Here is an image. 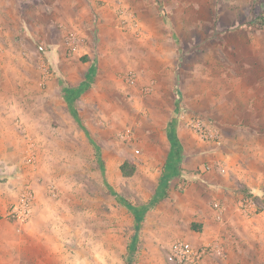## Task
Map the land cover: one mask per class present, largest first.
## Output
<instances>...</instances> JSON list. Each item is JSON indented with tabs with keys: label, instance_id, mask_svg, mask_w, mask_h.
<instances>
[{
	"label": "rangeland",
	"instance_id": "1",
	"mask_svg": "<svg viewBox=\"0 0 264 264\" xmlns=\"http://www.w3.org/2000/svg\"><path fill=\"white\" fill-rule=\"evenodd\" d=\"M216 162L217 234L188 202ZM0 182L8 221L35 193L12 264H264V0H0Z\"/></svg>",
	"mask_w": 264,
	"mask_h": 264
},
{
	"label": "crops",
	"instance_id": "2",
	"mask_svg": "<svg viewBox=\"0 0 264 264\" xmlns=\"http://www.w3.org/2000/svg\"><path fill=\"white\" fill-rule=\"evenodd\" d=\"M206 141H211L212 142V147H217L219 146L220 143H216L215 141L212 140H206ZM197 157V155L195 156V158ZM194 158V159H195ZM193 159V160H194ZM199 161H202L201 159V155H199V159H196ZM216 165H218L216 168L217 171H214L213 169H211V165L207 164L206 169L207 171L206 174H204L202 176V178L196 182L193 183V187L197 188L195 190L194 193H192L189 197V203L191 204L192 201H197L198 204L197 205H192L190 206V208H198V205L202 204V207L200 209V213L198 214L199 220L202 222V226L204 227V229H209L212 228L215 232V234H217L221 228V224L220 223H215L213 221V218L215 216L216 213L213 212V210L210 207H206L205 205H203L206 202L201 203L202 199H204L205 194H201L199 189L201 188H213V190L216 191V194L214 196V198L216 199V197H219L220 199H216L217 203H222L225 202L228 206H229V201H230V194H233V187L230 185L231 183L227 182V176L225 175V173H220L221 172L220 168H221V164L219 162L215 163ZM224 171V169H222ZM203 180V181H201ZM9 184H7V182H0V259L4 260V264H12L13 259H14V254H13V248L18 246V247H24L20 245V241L17 239V237H19V235L17 236L16 234H14V232H21L23 227L29 222H27L26 224H24L22 226V228L18 231L15 224L13 223V221H8L6 220L3 216H5L6 213V209H7V205H8V201L11 198L10 195V187L8 186ZM227 187V188H226ZM253 189L254 186H252ZM209 192H212L209 189ZM210 195V194H209ZM207 197V199H210L211 196ZM189 196V194H188ZM213 197V196H212ZM222 199V200H221ZM223 206H220L219 208L222 209ZM202 210V212H201ZM220 210V209H219ZM216 216H218L219 218L221 217L219 214H216ZM32 217V216H31ZM224 217V214H223ZM31 219V218H30ZM29 219V220H30ZM226 219V218H225ZM33 234H35V231L32 232ZM21 238V237H19ZM3 247V248H2ZM3 253V254H2ZM38 254L35 253V256H37ZM32 256L34 255H30V259L32 258ZM18 259V257L16 258ZM1 264V261H0Z\"/></svg>",
	"mask_w": 264,
	"mask_h": 264
},
{
	"label": "built area",
	"instance_id": "3",
	"mask_svg": "<svg viewBox=\"0 0 264 264\" xmlns=\"http://www.w3.org/2000/svg\"><path fill=\"white\" fill-rule=\"evenodd\" d=\"M191 128L198 135L200 139L212 140L220 143V139L216 131L210 128L209 124L204 119L192 118L189 121ZM35 201L34 189L24 184L20 189L19 195L15 203L11 204L7 211V216L13 221L17 230L19 231L24 224L31 218L33 206ZM177 247H183L178 244ZM181 254V255H179ZM179 256L186 260V263L195 264L200 256L197 251H190L188 249H180Z\"/></svg>",
	"mask_w": 264,
	"mask_h": 264
},
{
	"label": "trees",
	"instance_id": "4",
	"mask_svg": "<svg viewBox=\"0 0 264 264\" xmlns=\"http://www.w3.org/2000/svg\"><path fill=\"white\" fill-rule=\"evenodd\" d=\"M158 5L160 6V1H157ZM163 12V11H161ZM165 21H167V18L165 16V14L163 15ZM172 146L175 148V143H172ZM121 172L124 176H130L132 175V173L135 170V166L129 162H123L122 165L120 166ZM167 179L168 176L167 174H163L160 178V182H159V188L157 189L156 193L154 194V196L152 197L151 201H150V205L155 204V202H157L160 198H163L165 196V189L167 188ZM145 207H139L137 209L134 208V213H135V232L138 231L139 229V222L141 220V216H142V212L144 211ZM193 230H198L200 229V225H193L191 227ZM136 239V233L133 235L132 240ZM133 245L130 246L131 249H133Z\"/></svg>",
	"mask_w": 264,
	"mask_h": 264
}]
</instances>
